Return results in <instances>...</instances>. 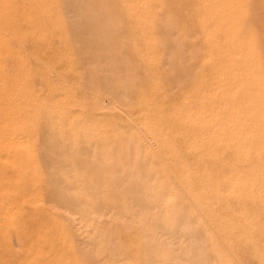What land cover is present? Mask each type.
I'll return each mask as SVG.
<instances>
[{
    "label": "rangeland",
    "instance_id": "374dc122",
    "mask_svg": "<svg viewBox=\"0 0 264 264\" xmlns=\"http://www.w3.org/2000/svg\"><path fill=\"white\" fill-rule=\"evenodd\" d=\"M143 1L76 0V3L75 0H0V129L3 127L0 131V264H92L90 261L93 258V264H182L184 260L185 264H264V203H260L264 201V0ZM131 8L138 10V13ZM242 73L243 76L239 78ZM108 79L113 81L110 83ZM233 80H236L239 89H234L236 94L232 93L235 86L231 82ZM125 90L127 94L123 93ZM228 92L235 98L232 99ZM231 104L234 107L239 105L238 109L233 108L236 111L230 112ZM188 107L191 111L194 109L195 113L203 108L201 115L211 107L205 117L212 122L215 119V123L200 116V113L199 118L196 115L198 119L193 118L192 114L193 119H190L191 115L184 116L190 114ZM212 107L218 108L221 114L216 112L218 109L214 108L213 111ZM211 113L217 117L212 119ZM225 114H230L231 120ZM232 118L235 120L232 121ZM227 120L234 122L232 124L240 130L236 131ZM215 126L219 130L223 128L225 132L220 131L226 133L225 136ZM216 133L222 134V137ZM242 139L244 143L241 144ZM17 140H22L21 145ZM4 141H11L10 146H14L10 148L8 142L6 144ZM68 145H71L69 150ZM91 151L92 155L89 156ZM99 154H102L105 167L98 159ZM4 158H9L8 162ZM111 169L118 170V175ZM241 173H257L256 182L233 187L232 177ZM133 175L138 177L135 179ZM106 176L108 178L105 179ZM126 177L130 179L129 182ZM58 179H62L60 181L63 183ZM123 180L128 184H123ZM103 184H108V189ZM88 185L90 190L87 189ZM91 185L94 187L91 188ZM231 187L237 192L232 191ZM95 188L97 192L93 193ZM128 190L133 194L130 192L129 196ZM118 193L126 196L121 203L113 204L121 200ZM111 195H114L113 199L118 195L117 200L111 201ZM154 195L159 198H153ZM74 198L76 202L72 201ZM85 202L92 204L94 212ZM132 202L139 204V207L134 208ZM25 203H29L30 208ZM140 203L149 205V208L141 207ZM117 204L122 205L121 208L127 205L124 210L128 211L123 212L122 209L121 213H117L115 209H121ZM75 206H78L77 211ZM19 210L20 214H17ZM89 211L92 215L87 213ZM132 211L135 218L131 215ZM143 211L144 215L141 213ZM52 212L56 213L53 215ZM135 214L141 215V218ZM3 215L6 216L3 218ZM82 215L90 218L84 219ZM12 217L14 219H10ZM74 218L77 219L76 224ZM158 218L160 221H156ZM152 219L155 220L151 222ZM144 220H148L147 225L141 224ZM155 222H162L164 226ZM150 223L154 226L151 227ZM103 233L107 237H100ZM160 239L163 241L160 242ZM106 241H110V245H106ZM79 244L82 245L81 251ZM166 244L171 245L173 250L178 249L172 251ZM145 247L148 248L147 253L152 254H147ZM90 254L91 257L86 256ZM152 256H155L154 259ZM171 258L174 263L170 261Z\"/></svg>",
    "mask_w": 264,
    "mask_h": 264
},
{
    "label": "bare ground",
    "instance_id": "6f19581e",
    "mask_svg": "<svg viewBox=\"0 0 264 264\" xmlns=\"http://www.w3.org/2000/svg\"><path fill=\"white\" fill-rule=\"evenodd\" d=\"M46 1H47V0H46ZM144 1H145V0H144ZM144 1H143V3H144ZM149 1H151V0H149ZM234 1L236 2V0H234ZM234 1H233V2L231 1V2L234 3ZM4 2H5V1H4ZM75 2H76V0H75ZM125 2H127V1H125ZM134 2H135V1H134ZM183 2H184V1H183ZM226 2H227V1H226ZM76 3H77V2H76ZM138 3H140V2L138 1ZM138 3H137V4H138ZM141 3H142V2H141ZM141 3H140V4H141ZM145 3H146V1H145ZM78 4H79V3H78ZM125 4H126V3H125ZM127 4H128V3H127ZM129 4H130L129 6H131L132 3L129 2ZM135 4H136V2H135ZM148 4H149V2H148ZM227 5H228V4H227ZM227 5H225V6H227ZM141 6H142V5H141ZM74 7H75V5H73L72 8H74ZM86 7H87V6H86ZM67 8H68V7H67ZM142 8H143V7H142ZM145 8H146V5H145ZM236 8H237V7H236ZM79 9H80V7H79ZM131 9H132V8H131ZM133 9H135V8H133ZM133 9H132V10H133ZM143 9H144V8H143ZM237 9H238V8H237ZM71 10H72V9H71ZM73 10H74V9H73ZM73 10H72V12H74ZM209 10H210V9H209ZM2 11H3V10H2ZM77 11H78V10H77ZM77 11H76V12H77ZM137 11H138V10L135 9V12H137ZM145 11H146V9H145ZM226 11H228V10H226ZM76 12H75V13H76ZM84 12H85V11H84ZM133 12H134V11H133ZM217 12H218V11H217ZM220 12H221V11H220ZM78 13L80 14L79 11H78ZM137 13H138V12H137ZM3 14H4V13H3ZM71 14H72V13H71ZM79 14H78V15H79ZM141 14H142V13H141ZM150 14H151V13H150ZM229 14H231V13H229ZM67 15H68V14H67ZM229 16H230V15H229ZM231 16H232V15H231ZM68 17H69V16H68ZM68 17H66V18H68ZM72 17L75 18V15L73 16V14H72ZM72 17H71V18H72ZM78 17H79V16H78ZM25 18H26V17H25ZM204 19H205V18H204ZM204 19H203V21H204ZM215 19H216V18H215ZM67 20H68V19H67ZM71 20H72V19H71ZM79 20H80V19H79ZM83 20H84V19H83ZM149 20H150V19H149ZM149 20H148V21H149ZM243 20H244V19H243ZM68 21L70 22V20H68ZM68 21H67V22H68ZM231 21H232V20H231ZM86 22H87V21H86ZM139 22H140V21H139ZM233 22H234V21H233ZM192 23H193V22H192ZM194 23H195V21H194ZM196 23H197V22H196ZM203 23H206V22H203ZM215 23H216V22H215ZM225 23L227 24V22H225ZM160 24H161V23H160ZM231 24H232V22H231ZM87 26H88V25H87ZM94 26H95V25H94ZM205 26H206V25H205ZM215 26H216V25H215ZM85 27H86V25H85ZM173 27H174V26H173ZM213 27H214V26H213ZM234 27H236V25H234ZM239 27H240V26H239ZM190 28H191V27H190ZM211 28H212V27H211ZM216 28H217V26H216ZM230 28H231V27H230ZM237 28H238V26H237ZM76 29H77V26H76ZM212 29H213V28H212ZM214 29H215V27H214ZM226 29H228V28H226ZM89 30H90V29H89ZM94 30H95V29H94ZM174 30H175V29H174ZM205 30H206V29H205ZM81 31H82V29H81ZM233 31L235 32V30H233ZM1 32H2V31H1ZM172 32H173V31H172ZM208 32H210V31H208ZM90 33H91V32H90ZM210 33H211V32H210ZM213 33H214V32H213ZM111 34H112V32H111ZM172 34H173V33H172ZM176 34H177V33H176ZM173 35H174V34H173ZM209 35H210V34H209ZM80 36H81V35H80ZM84 36H85V35H84ZM110 36H111V35H110ZM174 36H175V35H174ZM207 36H208V35H207ZM210 36H211V35H210ZM213 36H214V35H213ZM232 36H233V35H232ZM5 37H6V36H5ZM95 37H96V36H95ZM157 37H158V36H157ZM182 37H184V36H182ZM228 37H229V36H228ZM14 38H15V37H14ZM229 38H230V37H229ZM231 38H232V37H231ZM231 38H230V39H231ZM239 38H240V37H239ZM75 39H76V38H75ZM152 39H153V38H151V40H152ZM205 39H206V38H205ZM235 39H236V38H235ZM182 40H185V38L182 39ZM212 40H213V39H212ZM224 40H225V39H223L222 41H224ZM13 41H15V40H13ZM75 41H76V40H75ZM187 41H188V39H186V42H187ZM206 41H208V40H206ZM227 41H228V40H227ZM246 41H247V40H246ZM76 42H77V41H76ZM99 42H100V41H99ZM189 42H190V41H189ZM159 43L161 44V42H159ZM237 43H238V42H237ZM16 44H17V43H16ZM16 44H15V45H16ZM18 44H20V43H18ZM80 44H81V43H80ZM176 44H177V43H176ZM188 44H189V43H188ZM188 44H187V45H188ZM190 44H191V43H190ZM225 44H226V43H225ZM230 45H231V44H230ZM22 46H23V45H22ZM91 46H92V45H91ZM103 46H104V45H103ZM103 46H102V47H103ZM161 46L163 47V44H161ZM192 46H194V45H192ZM189 47H191V46L189 45ZM208 47H209V46H208ZM215 47H216V46H215ZM229 47H230V46H229ZM100 48H101V47H100ZM191 48H192V47H191ZM105 49H106V48H105ZM164 49H165V48H164ZM189 49H190V48H189ZM82 50H83V49H82ZM101 50H102V49H101ZM107 50H108V49H107ZM195 50H196V49H195ZM204 50H205V48H204ZM247 50H248V49H247ZM104 51H105V50H104ZM104 51H103V52H104ZM227 51H228V49H227ZM28 52H29V51H28ZM176 52H177V51H176ZM187 52H189V51H187ZM224 52H225V51H224ZM239 52H240V51H239ZM30 53H31V52H30ZM173 53H174V52H173ZM233 54H234V53H233ZM233 54H232V55H233ZM238 54H239V53H238ZM243 54H244V53H243ZM0 55H1V54H0ZM164 55H165V54H164ZM208 55H209V54H208ZM236 55H237V54H236ZM244 55H245V54H244ZM35 57H36V56H35ZM86 57H88V56H86ZM91 57H92V56H91ZM150 57H151V56H150ZM168 57H169V56H168ZM207 57H209V56H207ZM207 57H205V59H206ZM247 57H248V56H247ZM238 58H239V57H238ZM36 59H37V58H36ZM87 59H88V58H87ZM87 59H86V60H87ZM153 59H154V58H153ZM169 59H170V58H169ZM188 59H189V58H188ZM86 60L84 59V61H86ZM150 60L152 61V59H150ZM168 61H169V60H168ZM36 62H37V61H36ZM41 62H42V61H41ZM82 62H83V61H82ZM94 62H95V61H94ZM244 62H245V61H244ZM246 62H247V60H246ZM259 63H260V62H259ZM94 64H96V63H94ZM248 64H249V63H248ZM39 65H40V63H39ZM102 65H103V64H102ZM114 65H116V64H114ZM249 65H250V64H249ZM89 66L92 67V65H89ZM166 66H167V65H166ZM241 66H242V65H241ZM106 67H107V66H106ZM46 68H48V67H46ZM46 68H45V69H46ZM89 68H90V67H89ZM240 68H241V67H240ZM90 69H92V68H90ZM93 69H94V68H93ZM168 69H169V67H168ZM51 70H52V69H51ZM88 70H89V69H88ZM171 70H172V69H171ZM81 71H82V70H81ZM118 71H119V70H118ZM230 71H231V70H230ZM237 71H238V70H237ZM53 72H54V71H53ZM88 72H89V71H88ZM92 72H93V71H92ZM92 72H90V73H92ZM168 72L170 73L169 70H168ZM172 72H173V70H172ZM241 72H242V71H241ZM244 72H245V69H244ZM55 73H56V72H55ZM164 73H165V72H164ZM232 73H233V72H232ZM232 73H231V74H232ZM238 73H239V72H238ZM254 73H255V72H254ZM114 74H115V73H114ZM121 74H122V73H121ZM121 74H120V75H121ZM245 74H246V72H245ZM250 74H252V73H250ZM250 74H249V75H250ZM255 74H256V73H255ZM55 75H56V74H55ZM83 75H85V74H83ZM88 75H89V74H88ZM94 75H95V74H94ZM165 75H167V73H165ZM246 75H247V74H246ZM246 75H245V76H246ZM257 75H259V74L257 73L256 76H257ZM86 76H87V75H86ZM108 76H109V75H108ZM125 76H126V75H125ZM221 76H222V75H220V77H221ZM240 76H243V73H242V75H239V78H241ZM259 76H260V75H259ZM259 76H258V77H259ZM58 77H60V76H58ZM104 77H105V76H104ZM121 77H122V75H121ZM231 77H234V76L231 75ZM237 77H238V76H237ZM52 78H53V77H52ZM86 78H87V77H86ZM93 78H94V77H93ZM108 78H109V77H108ZM113 78L115 79V77H113ZM217 78H218V77H217ZM243 78H244V77H243ZM82 79H83V77H82ZM82 79H81V81H82ZM88 79H89V78H88ZM111 79H112V78H111ZM220 79L222 80V78H220ZM251 79H252V78H251ZM38 80H39V79H38ZM83 80H84V79H83ZM85 80H86V79H85ZM90 80H91V79H90ZM104 80H105V78H104ZM224 80H226V77H225ZM246 80H247V79L245 78V81H246ZM64 81H65V80H64ZM108 81L111 83V81H113V80L110 81V80L108 79ZM229 81H230V80H229ZM229 81H228V82H229ZM241 81H242V80H241ZM62 82H63V81H62ZM65 82L67 83V81H65ZM70 82H71V81H70ZM70 82H69V84H70ZM83 82H84V81H83ZM125 82H126V81H125ZM231 82H233V83L235 84L234 88L232 89V90H233L232 93L234 92V93L236 94V92H235V90H234L235 88H236V89L238 88V87H236V80H233V81H231ZM239 82H240V81H238L237 83H239ZM243 82H244V80H243ZM60 83H61V82H60ZM87 83H88V82H87ZM120 83H121V82H120ZM218 83H219V82H218ZM71 84H74V83H71ZM107 84H108V83H107ZM116 84H117V83H116ZM224 84H225V83H224ZM231 84H232V83H231ZM234 84H233V85H234ZM74 85H75V84H74ZM85 85H86V84H85ZM113 85H115V83H114ZM117 85H118V84H117ZM221 85H222V84H221ZM239 85H240V84H239ZM242 85H243V84H242ZM244 85H245V83H244ZM76 86H77V85H76ZM115 86H116V85H115ZM119 86H120V85H119ZM119 86H118V87H119ZM218 86H219V85H218ZM222 86H224V85H222ZM229 86H230V85H229ZM231 86H232V85H231ZM240 86H241V85H240ZM81 87H82V86H81ZM110 87H111V86H110ZM110 87H109V88H110ZM122 87H123V86H122ZM216 87H217V86H216ZM241 87H242V86H241ZM76 88H77V87H76ZM84 88H85V87H84ZM84 88H82V89L84 90ZM106 88H107V87H106ZM115 88H117V86H116ZM127 88H128V87H127ZM218 88H219V89H222V91L224 90L223 87H222V88L218 87ZM225 88H226V87H225ZM229 88H230V87H229ZM88 89H89V88H88ZM110 89H111V88H110ZM110 89H109V90H110ZM117 89L119 90V88H117ZM122 89H123V88H122ZM36 90H37V89H36ZM89 90H91V89H89ZM107 90H108V89H107ZM174 90H175V89H174ZM238 90H239V89H237V91H238ZM92 91H93V90H92ZM92 91H90V92H92ZM104 91H105V90H104ZM111 91H112V89H111ZM119 91L121 92V90H119ZM215 91H216V90H214V92H215ZM228 91H229V90H228ZM247 91H248V90H247ZM106 92H109V91H106ZM120 92H119V93H120ZM125 92H126V90L123 91V93H125ZM207 92H208V91H207ZM216 92H217V91H216ZM230 92H231V91H230ZM129 93H130V92H129ZM225 93H226V92H225ZM228 93H229V92H228ZM88 94H89V93H88ZM95 94H97V93H95ZM95 94H93V95H95ZM112 94H113V92H112ZM117 94H118V93H117ZM121 94H122V93H121ZM125 94H127V93H125ZM125 94H123V95H125ZM210 94H211V93H210ZM229 94H230V93H229ZM250 95H251V94H250ZM110 96H111V95H110ZM117 96H118V95H117ZM119 96L121 97L122 95H119ZM230 96L232 97V99L235 98V97H233V95H231V94H230ZM85 97H86V96H85ZM85 97H84V98H85ZM95 97H96V96H95ZM127 97H128V96H127ZM241 97H242V96H241ZM124 98H125V96H124ZM228 98H230V97H228ZM112 99H113V98H112ZM119 99H120V98H119ZM121 99H122V98H121ZM251 100H252V99H251ZM17 101H18V100H17ZM86 101L90 102V100H86ZM103 101H105V100H103ZM128 101H129V100H128ZM217 101H218V100H217ZM110 102H111V101H110ZM117 102H118V101H117ZM199 102H200V101H199ZM19 103H20V102H19ZM120 103H121V102H120ZM128 103H129V102H128ZM200 103H201V102H200ZM226 103H227V102H226ZM232 103H234V101H232ZM237 103H238V102H237ZM23 104H24V103H23ZM108 104H109V103H108ZM122 104H123V103H122ZM125 104H127L126 101H125ZM185 104H186V103H185ZM187 104H188V103H187ZM181 105H182V104H181ZM209 105H210V104H209ZM220 105H221V104H220ZM223 105H224V106H223ZM232 105H233V104H231V106H232ZM252 105H253V104H252ZM57 106H58V105H57ZM90 106H91V105H90ZM112 106H113V105L111 104V107H112ZM118 106H119V105H118ZM121 106H122V105H121ZM188 106L190 107L191 105H188ZM222 106H223V108H224V107H225V104L222 103ZM237 106H239V105L236 104L235 107H234V105H233L232 108L230 107V108L232 109L230 112H232L233 110H235V109H233V108H236V110H237V109H238ZM98 107H99V106H98ZM178 107H179V106H178ZM178 107H177V108H178ZM189 107H188V108H189ZM191 107H192V106H191ZM199 107H200V106H199ZM202 107L205 108L204 106H202ZM219 107H220V106H219ZM12 108H13V107H12ZM27 108H28V107H27ZM120 108H121V107H120ZM203 108H200V111L198 110V113H195V110L192 109V111L194 110V114H195V116H194L193 112L190 110L191 108H189V112H190V114L187 113V114H183V115H184V116H186V115L189 116V115L192 114V115H193V118L196 119V118H197L196 115H198V118H199V113H200V116H202V117L204 116V117H205V114H206V115L209 114L208 111L211 109V107H210V109L207 111L208 114L205 113V114L201 115V114H202V111H201V110H202ZM212 108H213V107H212ZM214 108H215V107H214ZM214 108H213V111H215ZM220 108H221V107H220ZM205 109H206V108H205ZM215 109L217 110L218 108H215ZM224 109H225V108H224ZM187 110H188V109H187ZM229 110H230V109H229ZM236 110H235V111H236ZM103 111H104V110H103ZM205 111H206V110H204V112H205ZM209 112H210V111H209ZM216 112H217V113H218V112L220 113L219 109H218V111H216ZM244 112H245V111H244ZM126 114H127V113H126ZM213 114H214V113H213ZM220 114H221V113H220ZM220 114H219V115H220ZM235 114H237V112H236ZM192 115H191V118H190V119H193V118H192ZM214 115H215V114H214ZM229 115H230V114H229ZM229 115H226V114H225V116H226V117H229V119H230V116H229ZM239 115H240V113H239ZM210 116H212V113L210 114ZM210 116H209V117H210ZM220 116H221V115H220ZM220 116H219V117H220ZM189 117H190V116H189ZM189 117H188V118H189ZM216 117H217V116L215 115V117L212 116L211 118L214 119V118H216ZM219 117H218V118H219ZM127 118H128V117H127ZM179 118H180V117H179ZM198 118H197V119H198ZM205 118H207V117H205ZM220 118H221V117H220ZM222 118H223V117H222ZM235 118H236V117H235ZM235 118H232V119H233L232 121H234ZM237 118H238V122H239V120H240L239 116H238ZM252 118H254V117H252ZM184 119H186V118H184ZM190 119H189V120H190ZM207 119H209V118H207ZM207 119H204V121H205V120L207 121ZM212 119H211V120H212ZM129 120H130V119H129ZM214 120H215V119H214ZM214 120H213V122L215 123ZM230 120H231V119H230ZM230 120H229V121H230ZM13 121H14V120H13ZM13 121H12V122H13ZM204 121H200V122L203 123ZM208 121H210V119H209ZM219 121H220V119H219ZM225 121H226V120H225ZM227 121H228V120H227ZM229 121H228V123H229ZM232 121H230V122H231V123H230V124H231L230 126H233V128H234L236 131L240 130V129H237L236 126H234L235 124H234V125L232 124V123H234V122H232ZM192 122H193V121H192ZM200 122H199V124H200ZM210 122H212V121H210ZM213 122H212V123H213ZM243 122H244V120H243ZM243 122H242V123H243ZM130 123H131V122H130ZM205 123H206V122H204L203 124H205ZM218 123H220V122H218ZM13 124H14V123H13ZM223 124H224V123H223ZM18 125H19V124H18ZM21 125H22V124H21ZM224 125H225V124H224ZM239 125H240V123H239ZM251 125H252V124H251ZM5 126H6V125H5ZM139 126H140V125H139ZM141 126H142V125H141ZM154 126H155V125H154ZM216 126L219 127V125H216ZM216 126H215V127H216ZM222 126H223V125H222ZM225 126H226V125H225ZM225 126H224V127H225ZM230 126L228 125V128H229ZM0 127H1V124H0ZM215 127H214V128H215ZM138 128H139V127H138ZM240 128H241V127H240ZM1 129H3V127H2ZM1 129H0V131H1ZM141 129H142V127H141ZM212 129H213V128H212ZM216 129H217V127H216ZM216 129H215V130H216ZM221 129L224 130L223 128H221ZM221 129H220V130H221ZM243 129H244V127H243ZM215 130H213V131H215ZM217 130H219V129H217ZM217 130H216V131H217ZM220 130H219V131H220ZM231 130H232V129H231ZM249 130H250V132H252L251 129H248V131H249ZM229 131H230V130H229ZM248 131H247V132H248ZM140 132H141V131H140ZM220 132L222 133L223 131H220ZM224 132H225V130H224ZM224 132L222 133L223 136H225V134H226V133H224ZM239 132H240V131H239ZM138 133H139V132H138ZM145 133H146V132H145ZM244 133H246V131H244ZM140 134H141V133H140ZM210 134H212V133L210 132ZM210 134H209V135H210ZM216 134H217V133H216ZM222 134L218 133L217 135H218V136H219V135L221 136ZM235 134H236V133H235ZM238 134H239V133H238ZM238 134H236V135H238ZM240 134H241V133H240ZM246 134H247V133H246ZM256 134H257V133H256ZM217 135H214V136L216 137ZM143 136H144V135H143ZM143 136H142V137H143ZM210 136H211V135H210ZM218 136H217V137H218ZM239 136H240V135H239ZM14 137H15V136H14ZM19 137H20V136H19ZM206 137H207V136H206ZM212 137H213V136H212ZM221 137H222V136H221ZM221 137H220V138H221ZM226 137H227V136H226ZM8 138H9V137H8ZM11 138H12V137H11ZM145 138H147V137H145ZM150 138H151V137H150ZM207 138H208V137H207ZM227 138L230 139L229 137H227ZM242 138H243V137H242ZM22 139H23V138H22ZM234 139H235V138H234ZM246 139H247V138H246ZM14 140H15V139H14ZM26 140H27V139H25V141H26ZM208 140H209V139H208ZM210 140H211V139H210ZM1 141H2V139L0 140V142H1ZM17 141H18V140H17ZM90 141H91V140H90ZM143 141H144V140H143ZM147 141H148V140H147ZM200 141H201V139H200ZM213 141H214V140H213ZM228 141H230V140H228ZM241 141H242V142H241ZM241 141H240L241 144L244 143V140H243V139H242ZM6 142H8V144H9V142H11V141H6ZM6 142L4 141V143H6ZM21 142H22V140H21V141H18V144L21 145V144H20ZM64 142H65V141H64ZM145 142H146V140H145ZM145 142H144V143H145ZM154 142H155V141H154ZM198 142H199V141H198ZM222 142H223V141H222ZM226 142H227V141L225 140V143H226ZM230 142H231V141H230ZM238 142H239V141H238ZM15 143H16V142H15ZM23 143H24V140H23ZM23 143H22V144H23ZM6 144H7V143H6ZM18 144H17L16 146H18ZM24 144H26V142H25ZM72 144H73V143H72ZM146 144H147V143H146ZM149 144H151V143H149ZM152 144H154V143H152ZM152 144H151V145H152ZM247 144H248V143H247ZM247 144H246V145H247ZM254 144H255V143H254ZM28 145H29V144H28ZM228 145H229V144H228ZM246 145H245V146H246ZM251 145H252V144H251ZM9 146H10V144H9ZM9 146H8V147H9ZM12 146H14V145H11L10 148H11ZM25 146H26V145H25ZM69 146H71V145H68V148H67L68 150H69ZM73 146H74V145H73ZM247 146H250V144L247 145ZM247 146H246V147H247ZM1 147H2V146H1ZM4 147L7 148L5 145H4ZM21 147H22V146H21ZM26 147H27V146H26ZM260 147H261V146H260ZM2 148H3V147H2ZM10 148H9V149H10ZM71 148H72V147H71ZM156 148H157V145H156ZM201 148H202V147H201ZM261 148H262V147H261ZM7 149H8V148H7ZM9 149H8V150H9ZM15 149H16V148H15ZM28 149H30V148L28 147ZM247 149H248V147H247ZM256 149H257V148H256ZM39 150H40V149H39ZM72 150H73V148H72ZM99 150H100V149H99ZM89 151H90V150H89ZM127 151H128V150H127ZM246 151H247V150H246ZM7 152H9V151H7ZM68 152H69V151H68ZM132 152H133V150H132ZM243 152H245V151H243ZM247 152H248V151H247ZM247 152H246V153H247ZM8 154H9V153H8ZM11 154H12V153H11ZM86 154H87V153H86ZM143 154H144V153H143ZM0 155H2V153H1ZM12 155H13V154H12ZM88 155H89V156L92 155V151H91V154H88ZM116 155H117V153H116ZM133 155H134V154H133ZM5 156H6V155H5ZM5 156H4V157H5ZM84 156H85V155H84ZM101 156H102V154H101ZM101 156H100V154H99V156H98V157H100V158H98L99 160L101 159ZM119 156H120V155H119ZM137 156H138V155H137ZM91 157H92V156H91ZM91 157H90V158H91ZM104 157H105V155H104ZM115 157H116V156H115ZM127 157H128V156H127ZM6 158H7V156H6ZM6 158H4L5 160H4V159H2V160L8 162L7 160H8L9 158H8V159H6ZM90 158H89V159H90ZM110 158H111V157H110ZM116 158H117V157H116ZM14 159H15V158H12V160H14ZM19 159H20V158H19ZM64 159H65V158H64ZM89 159H88V160H89ZM93 159H94V158H93ZM111 159H114V158H111ZM119 159H120V157H119ZM132 159H133V158H132ZM135 159H136V158H135ZM104 160H105V159H104ZM115 160H117V159H115ZM85 161H86V160H85ZM94 161H96V158H95ZM113 161H114V160H113ZM0 162H1V159H0ZM10 162H11V161H10ZM10 162H9V163H10ZM15 162H16V161H15ZM87 162H88V161H87ZM92 162H93V161H92ZM128 162H129V161H128ZM90 163H91V161H90ZM90 163H89V164H90ZM96 163H97V162H96ZM101 163H103V160H102V159H101ZM112 163H113V162H112ZM129 163H130V162H129ZM149 163H150V162H149ZM149 163H148V164H149ZM11 164H12V163H11ZM13 164H14V162H13ZM103 164H104V163H103ZM103 164H102V165H103ZM126 164H127V162H126ZM44 165H45V164H44ZM44 165H43V166H44ZM113 165H114V164H113ZM131 165H132V164H131ZM4 166H5V165H4ZM128 166H130V165H128ZM0 167H1V166H0ZM89 167H90V166H89ZM96 167H97V166H96ZM98 167H100V165H98ZM104 167H105V164H104ZM111 167H112V166H111ZM115 167H116V166H115ZM115 167H114V168H115ZM53 168H54V167H53ZM67 168H68V167H67ZM92 168H93V167H92ZM114 168H113V169H114ZM124 168H126V165H125ZM124 168H123V169H124ZM44 169H45V168H44ZM68 169H69V168H68ZM85 169H86V168H85ZM100 169H101V168H100ZM118 169H119V168H118ZM92 170L94 171V169H92ZM132 170H134V168H132ZM132 170H131L130 172H132ZM169 170H170V168H169ZM84 171H85V170H84ZM93 171H91V172H93ZM103 171H104V170H103ZM111 171H112V169H111ZM113 171H114V170H113ZM113 171H112V172H113ZM119 171H121V170H119ZM122 171H123V170H122ZM171 171H172V170H171ZM251 171H253V170H251ZM85 172H86V171H85ZM114 172H116L117 175H118V170H117V171H114ZM114 172H113V173H114ZM134 172H135V171H134ZM143 172H144V171H143ZM148 172H149V171H148ZM166 172H167V171H166ZM103 173H104V172H103ZM164 173H165V172H164ZM170 173H171V172H170ZM173 173H174V172H173ZM78 174H79V173H78ZM107 174H108V173H107ZM121 174H122V173H121ZM129 174H131V173H129ZM133 174H135V173H133ZM149 174H150V173H149ZM174 174H175V173H174ZM230 174H231V173H230ZM256 174H257V173H247V174L241 173V174H238V175L232 177V179H231V180H232L231 183H232L233 187H234V186H238V185L243 187V186H244V183H245V185H246V184H250V185H252V184H254V183L256 182V180H257V178L255 177ZM105 175H106V174H105ZM108 175H109V174H108ZM111 175H114V174H111ZM119 175H120V173H119ZM122 175H124V174H122ZM126 175L128 176V174H126ZM155 175H156V174H155ZM168 175H169V173H168ZM222 175H223V174H222ZM53 176H54V175H53ZM93 176H94V175H93ZM131 176H132V175H131ZM134 176H135V175H133V177H134ZM144 176H145V175H144ZM144 176H143V177H144ZM165 176H166V175H165ZM173 176H174V175H173ZM228 176H229V175H228ZM7 177H8V176H7ZM62 177H64V176H62ZM98 177H99V176H98ZM101 177H102V175H101ZM109 177H110V175H109ZM112 177H115V175L112 176ZM118 177H119V176H118ZM133 177H132V178H133ZM136 177H138V176L136 175ZM136 177H134V178L136 179ZM145 177H146V176H145ZM145 177H144V178H145ZM20 178H21V177H20ZM106 178H108V177L106 176L105 179H106ZM124 178H125V176H124ZM126 178H127V177H126ZM128 178H129V176H128ZM128 178H127V181L129 182L130 179L128 180ZM155 178H156V177H155ZM55 179H56V178H55ZM66 179H67V178H66ZM75 179H76V178H75ZM101 179H102V178H101ZM114 179L117 180V179H119V178H114ZM122 179H123V178H122ZM122 179H121V180H122ZM171 179H172V178H171ZM58 180H59V179H58ZM60 180H62V179H60ZM60 180H59V181H60ZM102 180L104 181V178H103ZM152 180H153V177H152ZM177 180H178V179H176V181H177ZM10 181H11V180H10ZM81 181H82V179H81ZM94 181H95V180H94ZM103 181H102V182H103ZM108 181H109V180H107L106 183H108ZM111 181H112V179H111ZM127 181L124 182V180H123L122 182H123V184H125V183L128 184ZM132 181H133V180H132ZM135 181H136V180H135ZM146 181H147V180H146ZM153 181H154V180H153ZM153 181H151V182L153 183ZM4 182H5V181H4ZM14 182H15V181H14ZM60 182H61V181H60ZM66 182H67V180H66ZM75 182H76V181H75ZM79 182H80V181H79ZM102 182H101V183H102ZM117 182H118V181H117ZM140 182H141V181H140ZM147 182H148V181H147ZM151 182H150V183H151ZM61 183H63V182H61ZM67 183H68V182H67ZM81 183H82V182H81ZM95 183H96V182H95ZM103 183H104V182H103ZM106 183H105V184H106ZM114 183L116 184V182H114ZM119 183H120L119 185H121V181H119ZM138 183H139V182H138ZM141 183H142V186H143V182H141ZM71 184H72V183H71ZM77 184H78V182H77ZM77 184L75 183V186H76ZM82 184H83V183H82ZM87 184H88V183H87ZM87 184H86V186H87ZM97 184H98V183H96V185H97ZM105 184H103V185H105ZM108 184H109V183H108ZM108 184L105 185V186L107 187ZM123 184H122V186H123ZM135 184H136V183H135ZM178 184H179V183H178ZM57 185H58V182H57ZM61 185H62V184H60V188H61ZM63 185H64V184H63ZM103 185H102V186H103ZM112 185H113V184H112ZM137 185H138V184H137ZM137 185H136L135 188H137ZM215 185H217V184H215ZM229 185H230V184H229ZM77 186H78V185H77ZM82 186H83V185H82ZM149 186H150V185H149ZM180 186H181V184H180ZM191 186H192V185H191ZM6 187H7V186H6ZM13 187H15V186H13ZM58 187H59V186H58ZM84 187H85V186H84ZM92 187H94V186L91 185V188H92ZM106 187H104V188H105V189H108V187H107V188H106ZM123 187L125 188V186H123ZM247 187H248V186H247ZM251 187H252V186H251ZM11 188H12V186H11ZM53 188H54V187H53ZM55 188H56V185H55ZM55 188H54V189H55ZM71 188H73V187H71ZM86 188H87V187H86ZM96 188H97V187H96ZM96 188H95V190H92L93 193L96 191ZM100 188H101V187H100ZM100 188H99V189H100ZM110 188H111V187H109V189H110ZM118 188H119V187H118ZM2 189H3V188H2ZM4 189H5V186H4ZM6 189L8 190V188H6ZM12 189H13V188H12ZM47 189H48V193H49V188H47ZM57 189H59V188H57ZM78 189H79V188H78ZM87 189H89V185H88V188H87ZM93 189H94V188H93ZM111 189H112V188H111ZM114 189L116 190L115 187H114ZM122 189H123V188H122ZM231 189H232V187H231ZM238 189H239V187H238ZM244 189H245V187H244ZM89 190H90V189H89ZM97 190H98V189H97ZM126 190H127V189H126ZM132 190H133V186H132ZM143 190H144V189H143ZM225 190H226V189H225ZM240 190H241V188H240ZM3 191H4V190H3ZM53 191H54V190H53ZM98 191H99V190H98ZM124 191H125V190H124ZM128 191H129V190H128ZM128 191H127V193H128ZM134 191H135V189H134ZM137 191H138V190H137ZM150 191H151V190H150ZM206 191H207V190H206ZM232 191H235V190L232 189ZM243 191H244V190H243ZM250 191H251V190H250ZM12 192H13V191H12ZM16 192H17V191H16ZM58 192H59V190H58ZM82 192H83V191H82ZM89 192H90V191H88V193H89ZM96 192H97V191H96ZM101 192H102V191H101ZM107 192H108V191H107ZM117 192H118V191H117ZM117 192H116V194H117ZM130 192H131V191H129V193H130ZM132 192H133V191H132ZM132 192H131V193H132ZM135 192H136V191H135ZM135 192H134V194H135ZM181 192H182V191H181ZM185 192H186V190H185ZM235 192H237V191H235ZM244 192H245V191H244ZM5 193H6V191H5ZM53 193L55 194V192H53ZM65 193H66V191H64V196H65ZM99 193H100V192H99ZM112 193H113V192H112ZM114 193H115V192H114ZM123 193H124V192H123ZM123 193H122V194H123ZM129 193H128V195L130 196L131 193H130V194H129ZM149 193H150V192H149ZM214 193L216 194V192H214ZM214 193H213V194H214ZM240 193H241V191H240ZM56 194H57V193H56ZM120 194H121V193H120ZM120 194L118 193L119 196H120ZM122 194H121V200H117L116 197H117L118 195L114 198V199H116V200L119 201V202H116V201L113 199V196H114V195H113V196L111 195V198L113 199V200H111V201H115V203H113V204L121 203L120 201H123L122 198H124L126 195H125L124 197H122ZM132 194H133V193H132ZM150 194H151V193H150ZM235 194H236V193H235ZM235 194H234V195H235ZM237 194H238V193H237ZM257 194H258V192H257ZM59 195H60V194H59ZM67 195L69 196V194H67ZM70 195H71V194H70ZM94 195H95V194H94ZM101 195H103V194L101 193ZM101 195L98 194V197H101ZM123 195H124V194H123ZM128 195H127V197H129ZM135 195H136V194H135ZM160 195H161V194H160ZM168 195H169V194H168ZM182 195H183V194H182ZM48 196H49V195H48ZM50 196L52 197L53 194L51 193ZM55 196H56V195H55ZM55 196H54V197H55ZM152 196H153V193H152ZM152 196H151V197H152ZM156 196H157V195H156ZM215 196H216V195H215ZM261 196H262V195H261ZM34 197H35V196H34ZM44 197H45V196H44ZM65 197H66V196H65ZM69 197H70V196H69ZM85 197H86V196H85ZM98 197L95 196L96 199H97ZM147 197L150 198L149 196H147ZM157 197H158V196H157ZM157 197H155V195H154L153 198L156 199ZM163 197H164V196H163ZM183 197H184V196H183ZM240 197H241V196H240ZM27 198H30V197H27ZM103 198H104V197H103ZM105 198H107V197H105ZM109 198H110V197H109ZM130 198H131V197H130ZM130 198H129V199H130ZM134 198H135V196H134ZM134 198H133V199H134ZM136 198H137V197H136ZM143 198H144V196H143ZM158 198H159V197H158ZM161 198H162V197H161ZM185 198H186V197H185ZM23 199H24V198H23ZM49 199L51 200V198H49ZM59 199H60V198H59ZM59 199H58V200H59ZM63 199H64V198H63ZM137 199H138V198H137ZM166 199H167V198H166ZM166 199H165V200H166ZM46 200H47V199H46ZM58 200H57V201H58ZM66 200H67V199H66ZM94 200H95V199H94ZM100 200H101V199H100ZM100 200H99V201H100ZM102 200H103V199H102ZM139 200H141V198H140ZM139 200H138V201H139ZM148 200L150 201L151 199H148ZM152 200H153V199H152ZM187 200H188V199H187ZM232 200H233V199H232ZM52 201H53V199H52ZM72 201H75V198H74V200H72ZM72 201H71V202H72ZM78 201H79V200H78ZM99 201H96V202H97L98 204H100ZM125 201H126V200H125ZM149 201H148V202H149ZM183 201H184V200H183ZM183 201H182V202H183ZM25 202H26V201H25ZM48 202H51V201H47V203H48ZM53 202H54V201H53ZM53 202H52V203H53ZM55 202H56V201H55ZM63 202H64V201H63ZM67 202H68V201H67ZM75 202H76V201H75ZM103 202H104V201H102L101 203H103ZM108 202H109V200H108ZM130 202H131V201H130ZM134 202H135V201H134ZM136 202H137V201H136ZM154 202H156V201L154 200ZM167 202H168V201H167ZM171 202H172V201H170V203H171ZM188 202H189V201H188ZM22 203H23V202H22ZM57 203H59V202H57ZM85 203H87V202H85ZM93 203H94V202H93ZM104 203L106 204L107 202L105 201ZM126 203H128V202L126 201ZM146 203H147V202H146ZM146 203H145V204H146ZM151 203H152V202H151ZM163 203H164V202H163ZM170 203H167V204H170ZM206 203H207V202H206ZM260 203L263 204L264 201H263V202H260ZM34 204H35V203H34ZM34 204H32V205H34ZM64 204H66V202H65ZM72 204H74V203L72 202ZM81 204H82V203H81ZM133 204H134V203L132 202V205H133ZM136 204H138V203H136ZM165 204H166V203H165ZM232 204H233V203H232ZM232 204H231V205H232ZM262 204H261V205H262ZM25 205H26V203H25ZM25 205H24V206H25ZM28 205H29V203H28ZM28 205H26V206L28 207ZM32 205H31V206H32ZM45 205H46V204H45ZM51 205H52V204H51ZM55 205H56V204H55ZM59 205H60V204H59ZM61 205H62V204H61ZM61 205H60V206H61ZM67 205H68V204H67ZM67 205H65V206H67ZM76 205H77V203H76ZM84 205H85V204H84ZM86 205H89V204L87 203ZM91 205H92V204H91ZM91 205H89V207H90ZM108 205H111V203H110V204H107V207H109ZM140 205H141V207H143V206H144V207H148V206H149V205H148V206L142 205L141 203H140ZM146 205H147V204H146ZM158 205H159V204H158ZM160 205H161V204H160ZM7 206H8V205H7ZM24 206H23V207H24ZM29 206H30V205H29ZM48 206H49V205H48ZM101 206H102V205H101ZM113 206H114V205H113ZM116 206H118V204H117ZM120 206L122 207V205H120ZM120 206H118V207H120ZM133 206H134V208H135V206H138V207H139V204H138V205H135V204H134ZM155 206H156V205H155ZM234 206H235V204H234ZM23 207H22V208H23ZM27 207H26V208H27ZM33 207H36V206L34 205ZM33 207H32V208H33ZM37 207H38V206H37ZM41 207H42V206H41ZM41 207H40V208H41ZM71 207H72V205H71ZM73 207H74V206H73ZM76 207H78V206H75V209H76ZM81 207H83V206H81ZM91 207H92V206H91ZM91 207H90V208H91ZM98 207H99V205H98ZM102 207H103V206H102ZM121 207H120V208H121ZM126 207H127V205H126ZM126 207H124V208H126ZM141 207H140V209H141ZM166 207H167V206H166ZM237 207H238V206H237ZM26 208H25V209H26ZM28 208H30V207H28ZM47 208H48V207H47ZM51 208H53V207H51ZM51 208H48V209H51ZM54 208H55V207H54ZM56 208H58V207H56ZM62 208H63V206H62ZM65 208H68V207H65ZM79 208H80V206H79ZM79 208H78V209H79ZM87 208H88V207H87ZM87 208H85V209H87ZM90 208H88V209H90ZM111 208H112V207H111ZM115 208H117V207H115ZM124 208H121V209H119V210L115 209V211L118 213V211H120V210L122 211V209H123V212H125V210H127V209L124 210ZM131 208H132V206H131ZM131 208H130V209H131ZM148 208H149V207H148ZM148 208H146V209H148ZM162 208H163V207H162ZM8 209H9V208H8ZM82 209H83V208H82ZM98 209H100V208H98ZM98 209H97V210H98ZM107 209H108V208H107ZM128 209H129V208H128ZM136 209H139V208L136 207ZM146 209H145V210H146ZM163 209H164V208H163ZM13 210H14V212H15V209H13ZM90 210H91V209H90ZM92 210H93V212H94L93 207H92ZM92 210H91V212H92ZM160 210H161V209H160ZM174 210H175V209H174ZM182 210H183V209H182ZM190 210H191V208H190ZM190 210H189V211H190ZM235 210H236V209H235ZM261 210H262V209H261ZM50 211H51V210H50ZM53 211H54V210H53ZM55 211H56V209H55ZM76 211H77V209H76ZM83 211H84V209H83ZM95 211H96V210H95ZM121 211H120V213H121ZM127 211H128V210H127ZM139 211H140V210H139ZM141 211H142V210H141ZM236 211H237V210H236ZM3 212H4V211H3ZM8 212H10V211H8ZM18 212H19V213H17V212H16V213H17V214H20V210H19ZM60 212H62V211H60ZM91 212L89 211V212H87V213H90V215H92ZM98 212H99V211H98ZM134 212H136V211H134ZM144 212H145V211H143V212H141V213H143V215H144V214H145ZM149 212H150V210H149ZM162 212H163V211H162ZM182 212H183V211H181V214H182ZM6 213H7V212H6ZM52 213H53V212H52ZM54 213H56V212H54ZM54 213H53V215H54ZM57 213H58V211H57ZM74 213H76V212H74ZM87 213H86V214H87ZM95 213H96V212H95ZM102 213H103V212H102ZM109 213H110V212H109ZM127 213H128V212H127ZM137 213H139V212H137ZM141 213H140V214H141ZM163 213H164V212H163ZM163 213H162V214H163ZM196 213H197V212H196ZM12 214H13V213H12ZM58 214H59V213H58ZM62 214H63V213H62ZM62 214H61V215H62ZM64 214H65V213H64ZM64 214H63V215H64ZM76 214H77V213H76ZM79 214H80V213H79ZM79 214H78L77 217H79ZM100 214H101V213H100ZM107 214H108V213H107ZM114 214H115V213H114ZM146 214H147V213H146ZM167 214H168V213H167ZM167 214L165 213V215H167ZM181 214H180V215H181ZM10 215H11V214H10ZM55 215H56V214H55ZM65 215H66V214H65ZM69 215L71 216L72 213H70ZM69 215H66V216H69ZM74 215H75V214H74ZM80 215H81V214H80ZM88 215H89V214H88ZM108 215H109V214H108ZM108 215H106V216H108ZM112 215H113V213H111V216H112ZM122 215H128V214H122ZM129 215H130V214H129ZM131 215H132V217H133V215H134V214H133V211H132V214H131ZM135 215H136V214H135ZM165 215H164V216H165ZM169 215H170V214H169ZM180 215H179V216H180ZM240 215H241V214H240ZM4 216H6V215H3V218H4ZM85 216H86V215H85ZM85 216L82 215L81 217L84 218ZM100 216H101V215H100ZM117 216H119V214H118ZM117 216H116V218H117ZM136 216H137V217H140L141 215H140V216L136 215ZM151 216H153V215H151ZM156 216H157V215H156ZM198 216H199V215H198ZM8 217H9V216H8ZM13 217H14V216H13ZM13 217L10 218V219H14V218H15V217H14V218H13ZM64 217H65V216H64ZM87 217L90 218L89 216H87ZM87 217H85V218H87ZM92 217L94 218L95 216H92ZM97 217H98V216H97ZM108 217H110V215H109ZM121 217H122V216H121ZM159 217H161V215H159ZM176 217H177V216H176ZM180 217H181V216H180ZM199 217H200V216H199ZM5 218H6V217H5ZM17 218H18V217H17ZM72 218H73V217H71V219H72ZM85 218H84V219H85ZM101 218H102V217H101ZM128 218H130V217H128ZM133 218H135V216H134ZM140 218H141V217H140ZM143 218H145V216H143ZM150 218H152V217H150ZM161 218H162V217H161ZM181 218H182V217H181ZM200 218H201V217H200ZM243 218H244V217H243ZM7 219H8V218H6V220H7ZM67 219H68V218H67ZM74 219H75V218H74ZM103 219H104V218H103ZM110 219H111V218H110ZM113 219H115V218L113 217ZM126 219H127V218H126ZM130 219H131V218H130ZM146 219H147V218H146ZM146 219H145V220H146ZM155 219H157V218H155ZM155 219H154V220H155ZM173 219H174V218H173ZM173 219H172V221H173ZM178 219H179V218H178ZM184 219H185V216L183 217V220H184ZM76 220H77V219H75V222L73 221L75 224H76ZM90 220H91V219H90ZM97 220H98V219H97ZM99 220H100V219H99ZM104 220H105V219H104ZM124 220H125V219H124ZM132 220H133V219H132ZM138 220H139V219H138ZM145 220H144V221H145ZM148 220H149V219H148ZM148 220H147V221H148ZM154 220L152 219L151 222H153ZM174 220L176 221V219H174ZM180 220H181V219H180ZM7 221H8V220H7ZM11 221H12V220H11ZM15 221H16V223H17V219H16ZM79 221H80V220H79ZM87 221H88V220H87ZM106 221H107V220H106ZM108 221H109V219H108ZM108 221H107V222H108ZM110 221H111V220H110ZM147 221H145L144 223H141V224L145 225ZM156 221H160L159 218H158V220H156ZM196 221H199V219L196 220ZM249 221H250V220H249ZM31 222H33V221L31 220ZM90 222H91V221H90ZM97 222H98V221H97ZM103 222H104V221H103ZM103 222H99V223H101V225H102ZM112 222H113V221H112ZM136 222H138V221H136ZM136 222H134V223H136ZM140 222H142V220H141ZM164 222H165V221H164ZM181 222H182V221H181ZM11 223H12V222H11ZM87 223H88V222H87ZM95 223H96V222H95ZM116 223H117V222H116ZM119 223H120V221H119ZM121 223H122V222H121ZM127 223H128V222H127ZM155 223H156V222H155ZM157 223H158V222H157ZM157 223H156V224H157ZM160 223H161L162 226H164V225L162 224V222H160ZM160 223H158V224H160ZM165 223H166V222H165ZM169 223H170V222H169ZM172 223H173V222H172ZM176 223H177V221H176ZM186 223H188V222H186ZM194 223H196V222H194ZM197 223H199V222H197ZM197 223H196V224H197ZM211 223H212V222H211ZM31 224H32V223H31ZM34 224H35V223H34ZM75 224H74V225H75ZM79 224H80V222H79ZM90 224H91V223H90ZM103 224H104V223H103ZM112 224H114V223H112ZM122 224H123V223H122ZM131 224H132V223H131ZM166 224H167V223H166ZM166 224H165V226H166ZM170 224H171V223H170ZM182 224H184V223H182ZM188 224H189V223H188ZM199 224H200V223H199ZM214 224H215V223H214ZM0 225H1V224H0ZM9 225H10V224H9ZM77 225H78V224H77ZM81 225H82V223H81ZM85 225H86V224H85ZM88 225H89V223H88ZM95 225H96V224H95ZM126 225H127V224H126ZM136 225H137V224H136ZM146 225H147V224H146ZM151 225H152V224L150 223V226H151ZM172 225H173V224H171V226H172ZM192 225H195V224H192ZM200 225H201V224H200ZM17 226H18V224H17ZM30 226H31V225H30ZM32 226H33V225H32ZM69 226H70V224H69ZM82 226H83V225H82ZM105 226H106V225H105ZM120 226H122V225L120 224ZM120 226H119V227H120ZM128 226H129V225H128ZM132 226H133V225H132ZM134 226H135V225H134ZM150 226H149V227H150ZM153 226H154V225H153ZM153 226H151V227H153ZM155 226H156V225H155ZM167 226H168V225H167ZM167 226H166V227H167ZM195 226H196V225H195ZM195 226H194V227H195ZM70 227H72V226H70ZM130 227H131V226H130ZM139 227H140V225H139ZM141 227H142V226H141ZM146 227H147V226H146ZM182 227H183V226H182ZM212 227H214V226H212ZM17 228H18V227H17ZM17 228H16V230H17ZM108 228H109V227H108ZM110 228H111V227H110ZM110 228H109V229H110ZM117 228H118V227H117ZM176 228L178 229L179 226H178V227L176 226ZM176 228H175V229H176ZM191 228H192V227H191ZM71 229H72V228H71ZM76 229H78V228H76ZM100 229H101V228H100ZM106 229H107V228H106ZM121 229H122V227H121ZM121 229H119V230H121ZM142 229H143V228H142ZM151 229H153V228H151ZM151 229H150V230H151ZM175 229H172V230H175ZM180 229H181V228H180ZM213 229H214V228H213ZM14 230H15V229L13 228V231H14ZM55 230H56V229H55ZM102 230H105V229H102ZM182 230H184V228H183ZM198 230H199V229H198ZM45 231H46V230H45ZM71 231H73V230H71ZM87 231H89V230H87ZM90 231L92 232L93 229L90 230ZM107 231H108V230H107ZM113 231H115V229H113ZM113 231L111 230V232H113ZM144 231H145V230H144ZM144 231H143V232H144ZM153 231L155 232L154 229H153ZM162 231H163V230H162ZM175 231H178V230H175ZM189 231H190V230H189ZM193 231H194V230H193ZM214 231H215V230H214ZM76 232H77V231H76ZM79 232H80V231H79ZM173 232H174V231H173ZM181 232H182V231H181ZM184 232H185V231H184ZM186 232H187V230H186ZM197 232H198V231H196V233H197ZM3 233H4V232H3ZM5 233H6V232H5ZM5 233H4V234H5ZM77 233H78V232H77ZM80 233H83V231L80 232ZM80 233H79V234H80ZM86 233H87V232H86ZM95 233H96V231H95ZM144 233H145V232H144ZM149 233H150V232H149ZM149 233H148V234H149ZM192 233H193V235H194V232H192ZM13 234H14V236H15V233H13ZM71 234H72V233H71ZM74 234L76 235V233H74ZM74 234H73V235H74ZM79 234H78V235H79ZM99 234H100V233H99ZM106 234H107V233H106ZM111 234H112V233H111ZM116 234L119 235V233H116ZM116 234H115V235H116ZM150 234H151V233H150ZM159 234H160V233H159ZM164 234H165V233H164ZM166 234H167V233H166ZM173 234H174V233H173ZM186 234H187V233H186ZM188 234H189V232H188ZM263 234H264V233H263ZM82 235H83V234H82ZM84 235H85V233H84ZM95 235H97V234H94V236H95ZM102 235H104V233L101 234L100 237H102ZM107 235H108V234H107ZM152 235H153V234H152ZM152 235H151V236H152ZM91 236H92V235H91ZM94 236H92V237H94ZM105 236H106V235H104V237H105ZM144 236H145V235H144ZM148 236H149V235H148ZM154 236H155V234H154ZM190 236H192V234H191ZM32 237H33V236H32ZM72 237H73V236H72ZM74 237H76V236H74ZM106 237H107V236H106ZM146 237H147V234H146ZM146 237H145V238H146ZM157 237H159V236H157ZM160 237H161V236H160ZM186 237H187V236H186ZM193 237H194V236H193ZM199 237H200V236H199ZM76 238H77V237H76ZM83 238H84V237H83ZM153 238H154V237H153ZM167 238H170V236H168ZM179 238H180V237H179ZM14 239H15V238H14ZM73 239H74V238H73ZM78 239H79V238H78ZM93 239H94V238H93ZM103 239H104V238H103ZM148 239H149V238H148ZM151 239H152V238H151ZM219 239H220V238H219ZM7 240H8V239H7ZM15 240H17V238H16ZM97 240H98V238H97ZM106 240H107V239H106ZM108 240H111V238L108 239ZM157 240H158V239H156V241H157ZM160 240H161V239H160ZM178 240H179V239H178ZM180 240H181V239H180ZM180 240H179V241H180ZM182 240H183V239H182ZM198 240H199V239H198ZM200 240H201V239H200ZM87 241H88V240H87ZM93 241H94V240H93ZM100 241L102 242V240H100ZM115 241H117V239H116ZM115 241H114V242H115ZM147 241H148V240H147ZM150 241H151V243H152V240H150ZM162 241H163V239H162L160 242H162ZM169 241H170V239H169ZM174 241H177V240L175 239ZM193 241H194V240H193ZM228 241H229V240H228ZM8 242H11V241H7V243H8ZM13 242H14V240H13ZM13 242H12V247H13ZM77 242H78V241H77ZM84 242H85V241H84ZM94 242H95V241H94ZM97 242H98L99 244L101 243V242H99V241H97ZM103 242H104V241H103ZM106 242H107V241H106ZM106 242H105V244H106ZM118 242H119V241H118ZM160 242H159V244H160ZM183 242H185V241H183ZM194 242H195V241H194ZM194 242H193V244H194ZM198 242H199V241H198ZM16 243H17V241H16ZM73 243H74V242H73ZM81 243H83V242L81 241ZM109 243H110V241H109ZM109 243L107 242L106 245H108ZM116 243H117V242H116ZM146 243H147V242H146ZM156 243H157V242H156ZM167 243H169V242H167ZM179 243H180V242H177V244H179ZM77 244H78V243H77ZM93 244H94V243H93ZM99 244H97L96 246H99ZM111 244L113 245V243H111ZM149 244H150V243H149ZM149 244H147V245H149ZM193 244H192V245H193ZM242 244H243V243H242ZM245 244H246V243H245ZM255 244H256V243H255ZM79 245H80V244H79ZM79 245H78V246H79ZM84 245H85V244H84ZM88 245H89V243H88ZM106 245H105V246H106ZM109 245H110V244H109ZM114 245H115V244H114ZM145 245H146V244H145ZM166 245H169V244H166ZM166 245H165V246H166ZM184 245H185V244H184ZM200 245H201V244H200ZM74 246H76V245H74ZM81 246H82V245H80L79 250H80ZM85 246H86V245H85ZM94 246H95V245H93V247H94ZM105 246H104V247H105ZM150 246H151V245H150ZM157 246L159 247V245H157ZM162 246H163V245H162ZM176 246H177V245H176ZM176 246H175V247H176ZM178 246H181V245L179 244ZM186 246H187V243H186ZM196 246H197V248H198L199 244L196 243ZM201 246H202V245H201ZM239 246H240V245H239ZM247 246H248V245H247ZM9 247H10V246H8V248H9ZM91 247H92V245H91ZM101 247H102V245H101ZM108 247H109V246H107V251L110 250ZM111 247H112V246H110V248H111ZM113 247H115V246H113ZM146 247H147V246H146ZM146 247H145V248H146ZM166 247H167V246H166ZM166 247H165V248H166ZM168 247L170 248L171 245H169ZM193 247H194V246H193ZM87 248H88V247H87ZM99 248H100V247H99ZM155 248H156V247H155ZM160 248H163V247L160 246ZM160 248H159V249H160ZM182 248H184V247H180L179 249H182ZM185 248H186V247H185ZM191 248H192V247H191ZM201 248H202V247H201ZM201 248H200V249H201ZM203 248H204V247H203ZM81 249H82V248H81ZM91 249H92V248H91ZM115 249H116V248H114V250H115ZM147 249H148V248H146V253H147ZM157 249H158V248H157ZM159 249H158V250H159ZM171 249H172V251H174V250H177L178 247H177V249H174V250H173V247H171ZM171 249H170V250H171ZM186 249H187V248H186ZM189 249H190V248H189ZM192 249H193V248H192ZM194 249H195V248H194ZM194 249H193V250H194ZM242 249H243V248H242ZM75 250H76V248H75ZM84 250H85V249H84ZM94 250H95V249H94ZM94 250H91V251H94ZM151 250H152V249H151ZM161 250H162V249H161ZM163 250H165V249H163ZM163 250H162V251H163ZM168 250H169V249H168ZM168 250H166V251H168ZM193 250H191V252H192ZM197 250H199V248H198ZM197 250H196V251H197ZM249 250H250V249H249ZM80 251H81V250H80ZM98 251H99V250H98ZM101 251H103V250H101ZM101 251H99V252H101ZM104 251H106V250L104 249ZM112 251H113V249L111 250V252H112ZM116 251H117V250H116ZM166 251H165V252H166ZM179 251H180V250H179ZM182 251H184V250H182ZM189 251H190V250H189ZM108 252H109V251H108ZM108 252H107V253H108ZM119 252H120V250H119ZM152 252H153V250H152ZM157 252H158V251H157ZM170 252H171V251H170ZM176 252H178V251H176ZM186 252L188 253V250H187ZM191 252H190V253H191ZM199 252H200V251H199ZM201 252L203 253L202 250H201ZM205 252H206V250H205ZM76 253H77V252H76ZM112 253H113V252H112ZM115 253H116V252H115ZM146 253H145V254H146ZM149 253H151V252H149ZM149 253H147V254H149ZM168 253H169V252H168ZM184 253H185V251H184ZM109 254H110V252H109ZM120 254H121V253H120ZM120 254H119V255H120ZM151 254H152V253H151ZM171 254H174V253L172 252ZM175 254L177 255V253H175ZM182 254H183V253H182ZM182 254H181V255H182ZM193 254H194V253H193ZM209 254H210V253H209ZM244 254H245V253H244ZM6 255H7V254H6ZM83 255H85V254L83 253L82 256H83ZM92 255H93V254H92ZM96 255H97V254H96ZM96 255H95V256H96ZM119 255H117V257H118ZM149 255H150V254H149ZM155 255H156V254H155ZM166 255H167V254H166ZM231 255H232V254H231ZM7 256H8V255H7ZM86 256H88V257L90 256V257H91V254H90V255H86ZM107 256H108V255H107ZM121 256H122V254H121ZM170 256H172V255H169L168 257H170ZM174 256H175V255H173L172 257H174ZM186 256H187V254H186ZM196 256H197V255H196ZM208 256H209V255H208ZM48 257H49V256H48ZM98 257H100V256H98ZM148 257H149V256H148ZM152 257H153V256H152ZM154 257H155V256H154ZM154 257H153V259H154ZM165 257H167V256H165ZM176 257H177V256H176ZM179 257H180V256H179V254H178V258H179ZM210 257H211V256H210ZM212 257H213V256H212ZM212 257H211V258H212ZM227 257H228V256H227ZM83 258H84V256H83ZM85 258H86V257H85ZM92 258H93V256H92ZM92 258H91V259H92ZM107 258H108V257H107ZM146 258H147V257H146ZM163 258H164V256H163ZM207 258H208V257H207ZM211 258H210V259H211ZM236 258H237V257H236ZM100 259H102V258L100 257ZM100 259H95V260L97 261V260H100ZM108 259H109V258H108ZM150 259H151V258H150ZM179 259H180V258H179ZM179 259H178V261H179ZM201 259H202V258H201ZM53 260H54V259H53ZM82 260H83V259H82ZM86 260H87V258H86L84 261L86 262ZM93 260H94V258L92 259V261H93ZM105 260H107V259H105ZM114 260H115V259H114ZM156 260H157V259H155L154 261H156ZM189 260H190V259H189ZM202 260H203V259H202ZM212 260H213V259H212ZM241 260H242V259H241ZM48 261H49V260H48ZM71 261H72V260H71ZM92 261H90V263L93 264L94 262H92ZM96 261H95V262H96ZM170 261H171V262L173 261L172 258H171ZM87 262H88V261H87ZM114 262H115V261H114ZM146 262H147V261H146ZM151 262H152V261H151ZM184 262H185V260H184ZM184 262H183V263H184ZM187 262H188V261H187ZM190 262H191V261H190ZM204 262H205V261H204ZM206 262H207V260H206ZM212 262H213V261H212ZM107 263H108V262H107ZM148 263H149V262H148ZM157 263H158V262H157ZM173 263H174V261H173ZM183 263H182V264H183ZM200 263H201V261H200ZM207 263H208V262H207ZM214 263H215V262H214ZM214 263H212V264H214ZM87 264H88V263H87ZM98 264H100V262H99ZM132 264H133V263H132ZM150 264H151V263H150ZM152 264H153V263H152ZM158 264H159V263H158ZM165 264H166V263H165ZM175 264H176V263H175ZM184 264H185V263H184ZM188 264H192V262H191V263L188 262ZM203 264H204V263H203ZM209 264H210V263H209Z\"/></svg>",
    "mask_w": 264,
    "mask_h": 264
}]
</instances>
